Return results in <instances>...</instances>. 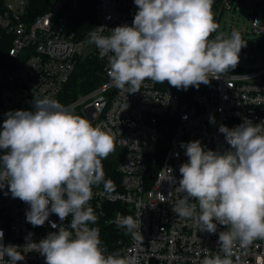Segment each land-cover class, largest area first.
Listing matches in <instances>:
<instances>
[{
    "label": "clouds",
    "instance_id": "1",
    "mask_svg": "<svg viewBox=\"0 0 264 264\" xmlns=\"http://www.w3.org/2000/svg\"><path fill=\"white\" fill-rule=\"evenodd\" d=\"M134 3L138 11L132 26H117L110 35H102L101 26L89 34L88 44L107 57V74L116 88L136 93L146 79L178 90L199 88L238 65L246 46L238 32L210 39L219 27L214 0ZM33 108L10 111L3 121L0 188L7 184L13 198L30 206L26 221L33 226H43L56 214L61 221L71 216V230L59 227L38 243L27 239L23 248L5 246L0 230V264L23 261L19 249L39 252L46 264H136L131 256H105L98 229L88 227L97 220L89 206L92 186L112 188V181L104 179L102 160L115 149L113 136L49 97L33 100ZM219 132L230 145L223 154L205 151L199 140L181 144L188 160L179 168L182 178L175 190L184 195L172 207L200 231L216 233L218 224L226 226L219 233V251L202 264H233L237 245L246 249L264 239V123L245 120L233 129L221 125ZM116 223L142 238L141 225L132 216Z\"/></svg>",
    "mask_w": 264,
    "mask_h": 264
},
{
    "label": "built area",
    "instance_id": "2",
    "mask_svg": "<svg viewBox=\"0 0 264 264\" xmlns=\"http://www.w3.org/2000/svg\"><path fill=\"white\" fill-rule=\"evenodd\" d=\"M68 1L50 0L48 10L35 16L32 0H5L0 13V131L7 113L34 111L35 99L49 97L62 104L61 98L79 62L96 58L103 66V83L64 104L81 110L94 127L98 125L112 135L115 143L106 159L117 162L120 180L111 190L102 184L92 186L89 206L97 220L88 227L97 229V223L107 214L105 204L120 203L123 208L110 222L132 216L141 225L142 238L136 239L128 232L118 250L101 244L105 256H131L136 264H202L207 256L219 251V233L227 229L218 224L216 233L200 231L192 219L180 218L173 212L175 202L184 195L175 190L182 178L179 168L188 160L181 144L199 140L205 151L223 154L230 145L224 134L212 132L211 126L233 129L245 120L264 123V24L257 14L252 17V29L259 35L263 51L261 67H235L207 85L194 87L193 93V87L178 90L167 82L148 79L140 91L127 93L112 84L107 57L102 58L88 40L89 34L101 26L102 35H110L117 26H132L138 11L134 0H95L96 26L81 39L69 28ZM236 1L214 0L218 26ZM216 34L217 30L210 39ZM149 137L156 143L154 152L149 151ZM5 151L0 149V155ZM0 191V207L9 217L8 225L0 227L5 246L23 248L27 239L38 243L59 227L71 230V216L61 221L56 214H51L43 226H33L26 221L30 206L13 198L7 184ZM19 251L25 259L17 264H46L39 252ZM231 259L233 264H264V239L254 240L246 249L237 245Z\"/></svg>",
    "mask_w": 264,
    "mask_h": 264
},
{
    "label": "trees",
    "instance_id": "3",
    "mask_svg": "<svg viewBox=\"0 0 264 264\" xmlns=\"http://www.w3.org/2000/svg\"><path fill=\"white\" fill-rule=\"evenodd\" d=\"M49 4L50 0H32V10L35 16L44 14L48 10ZM95 4V0L68 1V8L71 10L69 28L76 35L77 39L83 38L95 28L97 22ZM4 6L5 0H0V13L3 11ZM103 81V66L96 58H88L85 61L79 62L71 82L61 98L62 104L64 105L71 99L92 91ZM160 156L162 155L159 154ZM116 168V161L110 159L102 160L104 179L112 181V188H115V182L120 180V175ZM101 184L105 186L103 183ZM122 208L123 206L120 203L105 204L104 209L107 214L97 223V229L101 235V244L109 249H120V242H124L128 237L126 228L119 227L116 223L110 222V218H113L116 212ZM8 223V213L0 207V227L7 226Z\"/></svg>",
    "mask_w": 264,
    "mask_h": 264
},
{
    "label": "rangeland",
    "instance_id": "4",
    "mask_svg": "<svg viewBox=\"0 0 264 264\" xmlns=\"http://www.w3.org/2000/svg\"><path fill=\"white\" fill-rule=\"evenodd\" d=\"M233 6V9L226 12L220 20L216 36L230 37L233 31L238 32L246 46L242 47L239 53V63L236 67L249 70L261 67L259 59L263 57V51L259 44V35L253 32L251 23L252 17L257 14L264 24V0H238ZM74 113L87 119L81 110H74ZM219 127V124L213 125L210 130L218 132ZM201 146L204 148V143H201ZM148 148L150 152L156 149V143L151 137L148 140Z\"/></svg>",
    "mask_w": 264,
    "mask_h": 264
},
{
    "label": "water",
    "instance_id": "5",
    "mask_svg": "<svg viewBox=\"0 0 264 264\" xmlns=\"http://www.w3.org/2000/svg\"><path fill=\"white\" fill-rule=\"evenodd\" d=\"M193 91H194V87L192 88V91H191V93H193Z\"/></svg>",
    "mask_w": 264,
    "mask_h": 264
}]
</instances>
